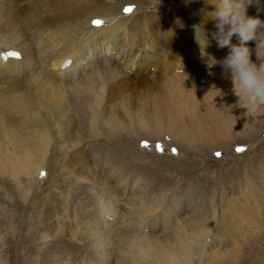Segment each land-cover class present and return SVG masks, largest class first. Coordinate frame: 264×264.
Segmentation results:
<instances>
[{"label":"bare ground","instance_id":"bare-ground-1","mask_svg":"<svg viewBox=\"0 0 264 264\" xmlns=\"http://www.w3.org/2000/svg\"><path fill=\"white\" fill-rule=\"evenodd\" d=\"M114 9L106 0H0V52L16 49L22 53L20 59H0V177H11L19 189L24 177L34 178L47 165L54 131L60 135L61 155L77 153L78 149L88 153L81 144L99 135L102 125L115 131L129 128L134 133L148 131L150 135H168L184 142L193 138L217 144L234 138V131L246 128L251 119L259 116L258 110L247 114V109L240 106L231 73L225 78L218 64L209 69L207 57L201 56V43L216 61H222L229 53L228 48H219L211 38L217 29L212 16L215 9L209 3L193 24L194 33L186 30L187 23L182 18L132 23L128 18L134 8L130 15H119L117 19ZM94 19L102 23L94 25ZM206 23L211 27L209 32H201L198 26L204 29ZM232 43H239L235 36ZM254 43L247 44L252 49V61L257 58ZM67 59L72 62L65 65ZM158 68H162L158 78L147 77ZM131 71L138 78L132 77ZM149 78L155 81L154 86L161 83L156 86L160 92L151 99L148 109L145 106L139 108L140 113L134 112L129 91L139 93L140 84L147 91ZM231 106L235 114L228 113ZM122 112L126 114L124 119ZM201 115L214 124L200 123ZM48 117L56 122L54 131L45 126ZM185 117L195 126L189 128ZM65 125L67 128L62 127ZM63 167L64 170L66 166ZM4 190L0 185V191ZM98 193L90 211L83 209L86 205L80 207L76 218L80 234L71 231L75 238L85 232V248L91 254L89 264H129V258L132 264H204L207 260L213 263L229 259V251L221 242L206 249L210 242L200 220H163L166 223L162 221V225L155 220L156 223L147 224L156 217L154 205L151 209L145 207L144 218L137 220L131 217L140 208L135 197L126 201L133 205L129 206L113 196L110 188ZM102 209H107L110 219ZM147 227L150 231H143ZM157 230L159 233H153ZM173 230L176 238L168 240L165 235ZM4 235L0 230V242L5 241ZM111 248L119 250L121 258L115 257ZM51 257V264H66L69 259L61 254Z\"/></svg>","mask_w":264,"mask_h":264},{"label":"rangeland","instance_id":"rangeland-1","mask_svg":"<svg viewBox=\"0 0 264 264\" xmlns=\"http://www.w3.org/2000/svg\"><path fill=\"white\" fill-rule=\"evenodd\" d=\"M106 1L115 7L114 19L119 15H130L123 11V6L127 4L135 10L128 22L151 23L158 21L157 18L163 22L182 18L187 23L186 30L192 33V26L199 21L200 11L206 3L216 10V0ZM245 2L247 17L264 21V0ZM143 18L146 19L143 21ZM209 27V23L204 25V29L198 26L201 32L206 33L209 32ZM251 42H255L253 46H256L255 40ZM253 62L259 61L254 58ZM161 70L162 68L154 69L150 76L146 73L144 75L158 78ZM129 74L138 78L134 71ZM147 80L150 83L147 91L151 92L145 91V86L141 84L138 87L139 93L129 91L131 109L134 112L140 113L139 108L145 106L148 109L151 99L160 92L156 87L160 82L154 86V80ZM233 107H228V113L231 111L230 114H235ZM237 113L240 114L238 110ZM125 115V112L121 113L122 119ZM258 115L246 124V128L234 131V138L217 144L201 143L193 138L184 142L168 135H150L148 131L134 133L129 128L115 131L102 125L99 135L81 144L82 148H88L85 150L88 153L78 149L77 153L73 151L65 155H61L63 149L60 135L53 130L56 129V122L50 121L51 118L48 117L45 126L55 134H51L54 146L49 150L47 162L45 161L47 165L44 164L34 178L32 175L24 177L22 189L18 188L11 177H0V185L5 189L0 191V230L5 234V241L0 242V264H51L50 262H54L51 255L60 254L62 258H69L65 261L66 264H89L91 254L85 248L88 247L85 232L80 238H75L71 231L77 230L79 225L77 215L81 212L80 207L86 205L83 209L90 211L97 202L95 196L99 194L98 191H103L106 187L110 188L113 196L123 199V203L135 197V203L140 208L133 212L132 218L142 220L145 207L151 209L154 205L156 209L153 213H156V217H152L147 224L156 223L155 220L158 225L159 222L162 225L163 220L175 223L176 219H197L202 222L207 231L206 237L211 243L206 246L207 250L208 247L215 246L216 242H221L229 253H241H234L236 257L234 254L229 256L228 253L226 258L229 259L225 262L215 260L211 263L212 261L207 260L204 264H234L235 261V264H264V108L258 109ZM201 116L200 123L214 124L207 116ZM185 118L189 128L195 126L189 118ZM62 127L67 128L66 125ZM240 148L243 151L237 150ZM104 176L110 179L107 180ZM95 180L98 181L94 182ZM164 223L166 222L163 221ZM159 229L162 231L163 227ZM144 230L150 231L149 227ZM156 232L159 233V230L153 231ZM165 236L168 240H174L176 232L173 230ZM111 250L115 257L121 258L119 250ZM129 264H132L130 258Z\"/></svg>","mask_w":264,"mask_h":264},{"label":"clouds","instance_id":"clouds-1","mask_svg":"<svg viewBox=\"0 0 264 264\" xmlns=\"http://www.w3.org/2000/svg\"><path fill=\"white\" fill-rule=\"evenodd\" d=\"M214 4L216 10L212 16L217 31L212 36L217 46L228 48L229 53L222 61H216L204 51L205 43H201V56L207 57L209 69L218 64L225 78L231 73L233 90L239 97L240 106L247 109V114H254L264 108V21L247 17L245 0H216ZM233 36L237 37L238 44L232 43ZM252 40L256 41L259 64L252 61V49L247 46ZM102 211L107 219L111 218L107 209Z\"/></svg>","mask_w":264,"mask_h":264},{"label":"snow or ice","instance_id":"snow-or-ice-1","mask_svg":"<svg viewBox=\"0 0 264 264\" xmlns=\"http://www.w3.org/2000/svg\"><path fill=\"white\" fill-rule=\"evenodd\" d=\"M125 11L126 12H130L131 9H126ZM94 23L99 25L100 23H102V21H94ZM8 55L19 58V53L18 52H9ZM238 151H243V149H238ZM217 155H219V154H217Z\"/></svg>","mask_w":264,"mask_h":264}]
</instances>
